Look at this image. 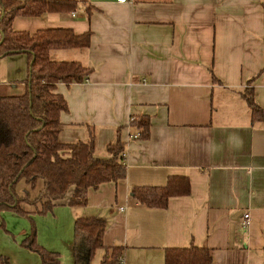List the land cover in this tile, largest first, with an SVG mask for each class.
I'll list each match as a JSON object with an SVG mask.
<instances>
[{
	"label": "crops",
	"instance_id": "1",
	"mask_svg": "<svg viewBox=\"0 0 264 264\" xmlns=\"http://www.w3.org/2000/svg\"><path fill=\"white\" fill-rule=\"evenodd\" d=\"M263 2L77 0L72 11L13 17L15 30L90 31L86 48L51 51L92 67L82 81L57 83L67 102L59 138L93 135L94 154L106 158L122 125L127 170L89 187L84 206L68 203L70 189L45 213L0 211L7 264H42L21 244L31 221L36 241L59 254L57 264H73L77 215L106 220L103 244L123 247L113 264H164L166 248L192 242L212 249V264H264V119H253L244 95L252 87L264 113ZM28 74L26 53L0 57L1 91L23 92ZM138 115L149 117L146 138L128 134L139 131L129 125ZM170 175H186L190 190L165 207L131 195L134 185H163ZM97 250L104 255L98 247L92 259Z\"/></svg>",
	"mask_w": 264,
	"mask_h": 264
},
{
	"label": "trees",
	"instance_id": "2",
	"mask_svg": "<svg viewBox=\"0 0 264 264\" xmlns=\"http://www.w3.org/2000/svg\"><path fill=\"white\" fill-rule=\"evenodd\" d=\"M76 6L77 0H0V30L3 32L0 57L24 52L29 62L23 92L0 90V211L8 209L29 217L33 213H45L70 189L68 203L73 207L84 206L89 187L96 188L102 182L116 181L126 175L122 125L117 127L114 141L106 146L109 153L106 158L94 154L93 135L88 140L70 142L59 138V115L67 109V102L56 89L57 83L82 81L92 67L79 60L55 59L51 51L86 48L90 43V31L75 33L70 27H49L29 32L11 26L17 14L66 12ZM244 95L253 119H264L262 109L254 101L252 87H247ZM129 125L139 129V137H148L150 121L147 115L133 116ZM189 190L186 175H170L163 185H134L131 195L148 206L165 207L170 196L186 194ZM105 226L106 220L97 215L75 217L73 264H90L98 247L105 248L99 264L118 261L123 247L103 244ZM21 244L36 251L42 264L59 262L57 252L36 241L33 221ZM7 263V258L0 255V264ZM164 264H212V249L193 242L187 246L168 247Z\"/></svg>",
	"mask_w": 264,
	"mask_h": 264
},
{
	"label": "built area",
	"instance_id": "3",
	"mask_svg": "<svg viewBox=\"0 0 264 264\" xmlns=\"http://www.w3.org/2000/svg\"><path fill=\"white\" fill-rule=\"evenodd\" d=\"M121 1H124V0H121ZM128 134L130 136H133V137H138L139 136V131L133 132V131L129 130ZM248 221H249V214L245 213L244 214V219H243V226H246Z\"/></svg>",
	"mask_w": 264,
	"mask_h": 264
},
{
	"label": "rangeland",
	"instance_id": "4",
	"mask_svg": "<svg viewBox=\"0 0 264 264\" xmlns=\"http://www.w3.org/2000/svg\"><path fill=\"white\" fill-rule=\"evenodd\" d=\"M17 187H20V184H18V186ZM8 210V209H7ZM98 252H96V254H95V256H94V258L92 259V261H91V264H98V262H100V259H101V252H102V250H97Z\"/></svg>",
	"mask_w": 264,
	"mask_h": 264
},
{
	"label": "water",
	"instance_id": "5",
	"mask_svg": "<svg viewBox=\"0 0 264 264\" xmlns=\"http://www.w3.org/2000/svg\"><path fill=\"white\" fill-rule=\"evenodd\" d=\"M0 35H1V39H2V37H3V32H2V30H0ZM0 39V40H1Z\"/></svg>",
	"mask_w": 264,
	"mask_h": 264
}]
</instances>
